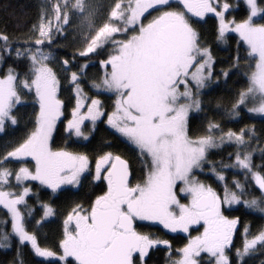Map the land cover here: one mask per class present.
I'll return each mask as SVG.
<instances>
[{
	"label": "snow or ice",
	"instance_id": "6c2138e0",
	"mask_svg": "<svg viewBox=\"0 0 264 264\" xmlns=\"http://www.w3.org/2000/svg\"><path fill=\"white\" fill-rule=\"evenodd\" d=\"M74 20L83 39L60 55ZM230 42L217 71L213 48ZM241 60L242 86L206 106L205 90L239 75ZM217 115L264 123V0H46L26 34L0 31V136L25 120L0 143L10 264H243L264 248V226L246 225L233 256L235 206L264 215V129ZM84 181L99 192L58 213L52 197ZM57 216L48 243L41 229ZM170 233L183 234L178 246Z\"/></svg>",
	"mask_w": 264,
	"mask_h": 264
},
{
	"label": "trees",
	"instance_id": "16d2710c",
	"mask_svg": "<svg viewBox=\"0 0 264 264\" xmlns=\"http://www.w3.org/2000/svg\"><path fill=\"white\" fill-rule=\"evenodd\" d=\"M42 4H43L42 0H0V31H6L8 34L12 35L13 37H18L26 34L28 29L31 27L32 23L36 22L37 15L41 9ZM208 21L214 23L213 19H208ZM212 25L210 27L204 26L203 31H205L206 33H210L212 29ZM235 47H236L235 43L230 42L229 46L224 45L213 48V52L218 61L216 66L217 71L220 70L222 64H226L230 56L235 55ZM243 55L244 53L241 52V56ZM245 68H246V63L245 61L241 60L239 75L232 76L228 80V83L226 85L223 83V78H221V84L218 88L215 86V84H213L210 89H206L205 91L209 93L207 96H205L206 106H208V101H211L212 102L211 107L215 108L216 101L218 99L224 98L225 100H227L231 93L235 92L238 88H240L242 86L241 80ZM216 119L221 120V122L225 124L226 128H233L238 130L240 127L243 126V124L246 123L249 125H254L258 131L264 129V123H262L261 119L258 117L254 119H246L241 123H238L234 120L229 121L227 117L221 119L220 115H217ZM199 124L200 121L196 120L193 122V127L195 128ZM61 135L62 132L57 133V143L62 142L60 139ZM100 137L101 136H97V142L99 141ZM93 146H95V144ZM220 155H224L226 157L227 151L217 155L214 158L219 159ZM259 162H260V154H257L256 163ZM229 177H231V172H229L228 174V180ZM94 192H99V187H97L96 184L90 183L89 181H84L83 186L79 189V191L77 190L74 191L70 189L64 192H60L57 194V196L52 197L54 201L53 206L58 213L65 212L66 210H68V208L74 201H80L86 199L89 195H92ZM48 198H49L48 196H45V199ZM233 215L239 217L241 223L244 224L250 223V225L253 226V232L262 226L264 220V218L261 215L248 212L247 209L244 208L242 205H239V207L234 210ZM61 219L62 218L59 216L52 218L50 222L54 223L55 225L52 224L51 229L49 230L46 229L44 233V237H47V239L53 238L52 239L53 242L51 243H54L58 238L61 228ZM151 230L156 231V228L153 227ZM178 236H182V235L172 236L169 234V238H174L173 239L174 246H178L180 243L179 239H175V237ZM256 253L257 255H261L262 257H264V252H260V253L256 252ZM13 255L14 253L12 250L0 249V264H10ZM26 259L28 261V264H54V261L48 262L38 257H35L34 255H26ZM159 260H160V264H164L162 255L159 256ZM243 264H259V263L252 258L250 260L249 259L244 260ZM261 264H264V262H262Z\"/></svg>",
	"mask_w": 264,
	"mask_h": 264
},
{
	"label": "rangeland",
	"instance_id": "374dc122",
	"mask_svg": "<svg viewBox=\"0 0 264 264\" xmlns=\"http://www.w3.org/2000/svg\"><path fill=\"white\" fill-rule=\"evenodd\" d=\"M42 1H43V4L46 3V0H42ZM97 2L99 4H101V5H106L107 3H109V0H97ZM78 23H79L78 20H74L73 21V26L69 29V35L67 36V38H61L58 41V43L53 46L55 49H57V51H58V53L60 55H63L65 52L71 53L75 49V47H77L79 45L80 41L83 39V37L80 35V33L75 28V25L78 24ZM212 23L213 22L208 21L207 24H205L204 26L205 27H210L212 25ZM221 46H224V45H221ZM89 63L95 65L97 62H96L95 59H93ZM97 70H98V66L89 67L88 68V74L90 76L91 75H94L97 72ZM62 95L66 97L68 95V93L64 92V93H62ZM21 111L22 112L27 111L28 113H31V108L29 107L27 109H22ZM24 126H25V120H22L21 123H20L19 128L14 133H12L11 130H9V133H10L9 137L0 136V143H3L5 140L9 139L12 136L19 137V136L23 135ZM102 135L103 136L105 135V133L103 132V130H101L100 132L97 133V136H102ZM257 154H259V152H257L256 155ZM231 180H232V175H231V177H229V182H231ZM71 190H74L75 191L76 189H71ZM44 199H45V197H44ZM238 207L239 206H235V209L238 208ZM247 211L250 212V213H255V214L261 215L264 218V215H262V214H260L258 212H252L249 209H247ZM52 224H54V223L48 222L41 229V237L42 238L44 237V233H45L46 229L47 230L51 229ZM240 224H241V226H240ZM246 225L250 228V230H251L252 233H256V231H257L256 230V231L253 232V226L250 225V223L249 224H244V223H241V220H239V223H238V226H237V231L234 234L233 256L235 254V248L242 247L243 238H244V228H245ZM262 226H264V220H263ZM52 239L53 238H48L47 239L48 240L47 242L48 243H49V241H50V243L53 242ZM256 252H258V253L264 252V248H260ZM256 252L253 253L252 255L246 256L244 260H246V259H249L250 260V259L253 258L259 264H261L262 262H264V257H262L261 255H257ZM40 259H42V258H40ZM48 262H51V261H48Z\"/></svg>",
	"mask_w": 264,
	"mask_h": 264
},
{
	"label": "flooded vegetation",
	"instance_id": "af4514ba",
	"mask_svg": "<svg viewBox=\"0 0 264 264\" xmlns=\"http://www.w3.org/2000/svg\"><path fill=\"white\" fill-rule=\"evenodd\" d=\"M238 229H239V228H238ZM170 235H172V236H176V235H183V234H171V233H170Z\"/></svg>",
	"mask_w": 264,
	"mask_h": 264
}]
</instances>
